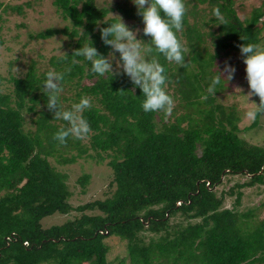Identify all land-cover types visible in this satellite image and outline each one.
<instances>
[{
  "label": "trees",
  "instance_id": "trees-1",
  "mask_svg": "<svg viewBox=\"0 0 264 264\" xmlns=\"http://www.w3.org/2000/svg\"><path fill=\"white\" fill-rule=\"evenodd\" d=\"M196 1L208 2L211 15L190 22L196 4L191 9L190 0H185L184 27L177 33L187 49L185 67L156 53L149 57L165 67L166 91L172 87L168 94L177 100L165 120L162 112L141 109L142 91L122 69L114 76H95L84 57L72 55L90 38L107 57L112 48L103 43L99 29L116 20L108 13L119 11L141 21L137 8L121 2L99 6L95 0H52L69 25L33 37L63 34L70 39L71 48L51 56L48 63L64 73L59 97L64 109L71 108L63 104L66 89H75L74 103L81 96L90 99L93 106L83 115L92 131L84 140L70 137L63 145L53 139L67 124L48 110V98L40 90L49 69L38 73L34 62L22 76L9 78L11 92L0 90V264H264V199L259 186L264 185V145L239 135L241 129L257 126L260 116L241 128L236 106L216 96L221 83L214 95L208 92L222 52L238 53L243 61L238 45L261 44L264 0L244 18L237 15L233 0ZM8 7L0 0L1 10ZM217 7L226 25L214 17ZM11 9L23 12L21 6ZM213 24L216 32L204 30ZM208 35L215 46L212 52L205 41ZM142 40L147 43L150 37ZM65 53L67 58L61 59ZM26 113L34 115L31 127L26 126ZM83 156L98 163L107 159L110 189L102 198L72 205L68 175L50 159L62 165ZM229 175L245 179L219 190ZM89 180V173L77 179L83 192ZM255 185L254 206L235 208L242 189ZM234 193L235 203L227 207V197ZM72 211L78 214L61 223L44 227L41 222L54 213ZM111 235L126 243L124 256L108 258L111 245L105 240Z\"/></svg>",
  "mask_w": 264,
  "mask_h": 264
},
{
  "label": "rangeland",
  "instance_id": "rangeland-1",
  "mask_svg": "<svg viewBox=\"0 0 264 264\" xmlns=\"http://www.w3.org/2000/svg\"><path fill=\"white\" fill-rule=\"evenodd\" d=\"M263 0H233V7L236 10L237 15L240 18L249 16L251 12L262 4ZM4 4L9 7L3 11L0 9V38L2 43L0 44V90L4 92H11L12 84L9 81L11 76H22L32 62L35 63L36 71L42 72L47 69L52 70L48 63L51 56H58L66 52L71 48L70 39L63 34H55L48 38L39 39L33 37L37 32L43 31L47 28H63L65 25H69V21L65 20L61 14L56 10L52 3V0H3ZM99 6H111L115 2H121L128 7L137 8L132 0H95ZM196 4V13L188 15V20L200 22L203 19L209 18L210 5L208 2H197L196 0H190L188 7L193 8L192 5ZM13 6H21L23 12H17L15 9H11ZM119 15L123 18L124 22L133 30L140 29L137 33V39L142 40L145 38L143 33V20L136 21L135 19H129L123 16L119 11H112L108 13L107 17H114L118 19ZM263 19V18H262ZM261 19V20H262ZM204 30L217 31V24H213L211 27H204ZM261 46H264V27L261 31ZM206 44L209 50L212 52L215 48L213 39L210 35L205 38ZM113 49L111 50V52ZM119 60V53H115V59L113 60V70L116 71V62ZM225 62L234 66L236 71L234 78L231 81L221 80L223 89L216 94L219 101L225 105H234L240 116L239 126L241 128L248 126L252 121L248 120L245 112L248 108L252 107L251 102L258 103V97L253 96L250 98V102L247 100L244 94L249 91V85L246 79L245 68L246 65L240 60L238 53L223 54L217 58L215 69L222 71L225 67ZM19 69V71H16ZM83 82L89 84L90 81L83 80ZM237 87L241 88V92ZM168 93H173V88H168ZM64 95L67 97L64 105L73 104V97L75 96L74 90H65ZM174 104L177 101L173 98ZM181 111V110H180ZM168 115H165V120L168 119ZM27 121L26 126L31 127L32 122L30 117H34L32 113H26ZM158 120V117H157ZM239 135L244 139L252 143L264 145V116L259 117L257 126L250 129H241ZM92 152V151H90ZM57 168L66 172L68 175L69 189L72 191L70 202L72 205L83 204L88 200L102 198L109 191V181L111 180V168L107 165V159L98 163L95 159H90L87 156L78 158L74 163L70 164H58L54 159H50ZM89 173L90 180L85 186V191H82L81 185L77 179L83 174ZM228 178V179H225ZM225 181L218 186V189H229L234 186V183L243 181L245 179L242 175H229L225 177ZM223 179V180H224ZM263 188L261 192V198L264 199V185H259ZM257 185L252 187L243 188V195L240 200V205L235 208L244 209L246 207L254 206L257 202ZM237 188H234V192ZM236 194L228 195L226 200V206L232 207L235 203ZM259 198V197H258ZM78 214L76 211H72L70 214L54 213L52 215L44 217L41 222L44 227L58 224L64 220L71 218L74 214ZM264 215V211L261 217ZM111 245L110 252L108 254L109 259H113L117 254L124 256L126 254V246L124 242H120L119 237L111 235L105 240ZM51 264V263H44Z\"/></svg>",
  "mask_w": 264,
  "mask_h": 264
},
{
  "label": "clouds",
  "instance_id": "clouds-1",
  "mask_svg": "<svg viewBox=\"0 0 264 264\" xmlns=\"http://www.w3.org/2000/svg\"><path fill=\"white\" fill-rule=\"evenodd\" d=\"M132 3L136 5L138 14L142 16L144 25L142 31L145 36L150 37L149 42L137 39L140 29H131L121 16L115 15L118 19L109 26L99 29L103 43L113 49L107 57L98 52L90 38H88L90 43L75 49L72 55L84 57L90 64V72L95 76L103 77L109 73L114 76L122 69L132 83L141 89L144 99L140 107L145 113L171 114L174 101L166 91L168 77L165 74V67L158 60L149 57L156 53L162 55L168 62L185 67L187 49L177 36L184 27L183 22L187 12L185 0H132ZM213 15L221 22L220 24H227L218 7L213 9ZM241 39L248 38L241 36ZM238 47L246 65V79L249 85V91L244 95L249 102L251 97H259V103L251 102L253 106L245 112L247 119L254 122L258 116H264V46L248 42ZM117 52L119 60L114 71L113 60ZM66 58L65 53L61 59ZM235 71L234 66L225 62L224 69L218 71V75L212 79L208 92L214 95L216 86L221 80L231 81ZM63 80L64 73L49 70L40 90L48 98L47 108L54 112V119L62 120L67 124L53 134V139L61 145L66 144L70 137L84 140L90 135L92 130L83 113L93 106L87 96H81L70 109H64L59 103ZM236 89L243 91L239 87ZM120 92L123 94V90Z\"/></svg>",
  "mask_w": 264,
  "mask_h": 264
},
{
  "label": "water",
  "instance_id": "water-1",
  "mask_svg": "<svg viewBox=\"0 0 264 264\" xmlns=\"http://www.w3.org/2000/svg\"><path fill=\"white\" fill-rule=\"evenodd\" d=\"M264 168V164H263V167H262V169Z\"/></svg>",
  "mask_w": 264,
  "mask_h": 264
}]
</instances>
